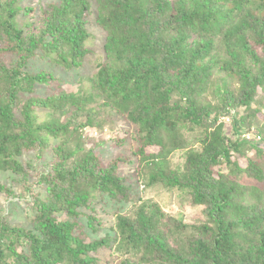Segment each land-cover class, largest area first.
Here are the masks:
<instances>
[{
    "label": "trees",
    "instance_id": "trees-1",
    "mask_svg": "<svg viewBox=\"0 0 264 264\" xmlns=\"http://www.w3.org/2000/svg\"><path fill=\"white\" fill-rule=\"evenodd\" d=\"M91 15L103 54L90 90H69L53 70L31 68L38 57L82 67ZM216 68L237 86L222 84L206 102ZM262 93L264 0H0V170L28 184L18 193L0 181V194L33 209L31 226L0 212V264H99L95 253L105 247L116 264H264ZM116 116L130 124L144 187L176 193L179 206L169 212L140 196L104 232L93 202L131 199L121 173L129 159L106 162L90 130ZM108 140L121 146L127 136ZM178 151L184 160L173 166ZM30 153L39 166L21 160ZM185 205L203 218L186 220ZM81 216L100 238L88 240Z\"/></svg>",
    "mask_w": 264,
    "mask_h": 264
},
{
    "label": "rangeland",
    "instance_id": "rangeland-1",
    "mask_svg": "<svg viewBox=\"0 0 264 264\" xmlns=\"http://www.w3.org/2000/svg\"><path fill=\"white\" fill-rule=\"evenodd\" d=\"M57 0H21L24 5L28 4H49L51 2H55ZM89 30L92 33V37L89 39L88 46L90 48V54L87 56V60L84 62V65L78 69L66 70L60 66L53 65L47 59L37 58L31 63V68H43L53 70L59 77L63 80V86L69 88V90H78L80 85H83L85 90L91 89V84L88 81L87 77H91L96 72V60L100 58L103 54V32L99 29L95 21V16L91 15L89 18ZM231 84L232 87L237 86L236 80L232 77L228 76L225 72L220 69L214 70V75L212 81L207 89L204 100L206 102H214L218 99L217 88L220 87L224 83ZM41 95L47 93V89L42 87L38 91ZM264 93H262V96ZM102 101L93 103L97 107H100ZM48 111H39V115L42 119L47 118ZM262 118L264 116V110L259 114ZM221 121H225L226 129L230 132L232 125L229 123V117H222ZM131 128L130 124L126 121H121L119 117H114L109 119L105 123L103 130L95 131V129L90 130L94 137H96L97 141H99V146H96V151H99L104 160L110 161L117 156L126 157L129 159L128 162L122 164L121 173L127 177V185H130V197L131 199L128 201L123 197L113 198L110 195H98L93 205L95 207V214L100 218L106 226L102 231H111L110 228L112 226V218H115V214L117 212H125L126 209L130 207L131 204L138 201L140 196L144 198L153 197L155 200H158L161 205L168 210L169 212L178 211V201L177 194L170 193L168 190L164 188H147L144 187V183L142 180L143 168L140 164L142 155L136 151L134 141L131 133L127 134L125 131ZM84 130V134L90 133V131ZM87 132V133H86ZM118 134L121 137L127 136L126 142L121 146H114L113 141L108 140L105 141L106 138L111 135ZM94 144V143H93ZM149 149V148H148ZM183 154L181 152H176L170 157V161H172V165L175 166L177 163H181L184 160ZM52 157L51 151L46 154V159H50ZM34 155L32 153L27 154L25 157H22L21 160L26 163L27 161H31L33 166H39L38 163L34 160ZM45 159V160H46ZM264 161V158H263ZM37 175L32 174L30 177L29 186L32 189H35L36 186ZM0 181L4 184L9 185L12 188H15L18 193L22 191L24 186H28L20 180L16 174L11 171H3L0 170ZM243 182L245 184H255L256 182L253 180L245 179ZM247 201L252 202L253 199L250 195H247ZM182 210V211H181ZM89 211V210H88ZM0 212L6 213L10 222L14 224H20L25 226H31V219L33 217V209L30 202H12L7 194H0ZM179 212L186 217V220L193 223L194 221L201 220L203 218L202 212L199 207H191L189 205H185V209H179ZM85 224V232L88 235V240H93L100 238L99 233H94L87 224V218L85 216L79 217ZM96 256L99 257V264H116L117 263V254L114 253L111 248H100Z\"/></svg>",
    "mask_w": 264,
    "mask_h": 264
}]
</instances>
